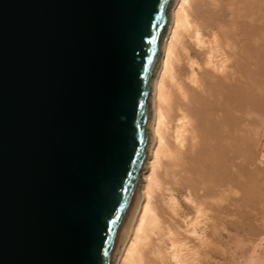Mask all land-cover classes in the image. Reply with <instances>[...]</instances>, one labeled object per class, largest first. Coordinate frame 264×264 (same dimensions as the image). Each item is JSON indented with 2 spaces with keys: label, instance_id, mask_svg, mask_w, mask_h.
<instances>
[{
  "label": "water",
  "instance_id": "1",
  "mask_svg": "<svg viewBox=\"0 0 264 264\" xmlns=\"http://www.w3.org/2000/svg\"><path fill=\"white\" fill-rule=\"evenodd\" d=\"M173 0H0V264H113Z\"/></svg>",
  "mask_w": 264,
  "mask_h": 264
},
{
  "label": "bare ground",
  "instance_id": "2",
  "mask_svg": "<svg viewBox=\"0 0 264 264\" xmlns=\"http://www.w3.org/2000/svg\"><path fill=\"white\" fill-rule=\"evenodd\" d=\"M113 264H264V0H173Z\"/></svg>",
  "mask_w": 264,
  "mask_h": 264
},
{
  "label": "rangeland",
  "instance_id": "3",
  "mask_svg": "<svg viewBox=\"0 0 264 264\" xmlns=\"http://www.w3.org/2000/svg\"><path fill=\"white\" fill-rule=\"evenodd\" d=\"M165 36V35H164ZM148 151V150H147Z\"/></svg>",
  "mask_w": 264,
  "mask_h": 264
}]
</instances>
